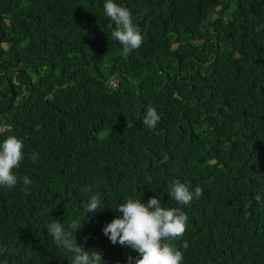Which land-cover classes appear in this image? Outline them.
Wrapping results in <instances>:
<instances>
[{"label":"trees","instance_id":"trees-1","mask_svg":"<svg viewBox=\"0 0 264 264\" xmlns=\"http://www.w3.org/2000/svg\"><path fill=\"white\" fill-rule=\"evenodd\" d=\"M0 264H264V0H0Z\"/></svg>","mask_w":264,"mask_h":264},{"label":"clouds","instance_id":"clouds-1","mask_svg":"<svg viewBox=\"0 0 264 264\" xmlns=\"http://www.w3.org/2000/svg\"><path fill=\"white\" fill-rule=\"evenodd\" d=\"M24 143H23V140H21L18 144H17V150L15 153H18L20 155V159H19V162L17 165H15L17 167V169L19 170L20 166H21V163H22V160H23V156H24ZM56 239L57 241H61L63 243V245L67 248L66 244H65V240H64V236L62 234V232L58 229H56ZM89 251V250H87ZM75 253V252H74ZM76 254L79 255V253L77 252Z\"/></svg>","mask_w":264,"mask_h":264},{"label":"built area","instance_id":"built-area-1","mask_svg":"<svg viewBox=\"0 0 264 264\" xmlns=\"http://www.w3.org/2000/svg\"><path fill=\"white\" fill-rule=\"evenodd\" d=\"M119 80L118 79H113L111 81V84H113L114 86H116L118 84Z\"/></svg>","mask_w":264,"mask_h":264}]
</instances>
